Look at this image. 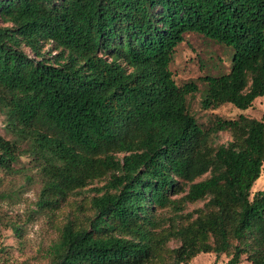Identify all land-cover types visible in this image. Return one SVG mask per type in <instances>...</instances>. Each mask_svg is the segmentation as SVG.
<instances>
[{
  "label": "trees",
  "instance_id": "trees-1",
  "mask_svg": "<svg viewBox=\"0 0 264 264\" xmlns=\"http://www.w3.org/2000/svg\"><path fill=\"white\" fill-rule=\"evenodd\" d=\"M189 31L233 50L228 71L199 77L201 107L245 109L264 95V0H0V111L16 135L0 134V169L22 152L37 160L38 210L109 175L45 264H187L200 252L228 256L212 264H264V185L251 192L264 117L197 121L186 99L197 82L178 84L169 68ZM219 130L231 138L214 145ZM203 198L185 222L163 226L156 214L181 217L182 201Z\"/></svg>",
  "mask_w": 264,
  "mask_h": 264
},
{
  "label": "rangeland",
  "instance_id": "rangeland-1",
  "mask_svg": "<svg viewBox=\"0 0 264 264\" xmlns=\"http://www.w3.org/2000/svg\"><path fill=\"white\" fill-rule=\"evenodd\" d=\"M51 43H46L43 49L50 48ZM29 52V50L27 49ZM52 50L51 53H55ZM232 48L217 42L205 35L193 31L185 32L184 39L176 46L173 59L169 64L173 78L178 84L187 80H195L198 90L186 96L188 109L204 127L212 124L215 116L234 118L239 113L253 117H264V95L256 97L250 106L245 109L238 108L231 103H222L217 107L203 108L200 99L206 82L199 77L210 74L217 75L230 68ZM31 55H33L30 52ZM48 54V53H46ZM0 134L6 138L14 139L16 135L8 128L5 116L0 111ZM231 138L229 130L217 131L211 143L219 144ZM26 147L25 142L20 143ZM204 174L203 176L207 175ZM264 163L260 178L251 187V192L262 188L264 185ZM202 176V177H203ZM109 177L108 174L93 179L90 183L68 194L62 204L56 209L38 210L36 199L41 185L39 164L28 152H22L13 170L0 169V264H45L48 261L47 249L57 238L61 227L69 220L85 222L91 215V198L96 194L95 187L102 186ZM182 189L174 196H182L188 188L183 183ZM207 198L196 201H182V209L174 215V210L169 206L156 209L163 226H167L172 218L176 223L186 221L185 213L205 208ZM194 212L193 215H196ZM178 241L170 239L165 249L168 251L176 246ZM167 257V256H166ZM225 253L200 252L192 257L187 264H212L225 261ZM155 259L146 264H158ZM242 264H246L243 261Z\"/></svg>",
  "mask_w": 264,
  "mask_h": 264
}]
</instances>
